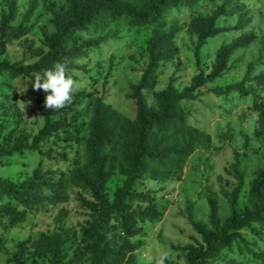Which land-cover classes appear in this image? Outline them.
<instances>
[{"label": "rangeland", "instance_id": "374dc122", "mask_svg": "<svg viewBox=\"0 0 264 264\" xmlns=\"http://www.w3.org/2000/svg\"><path fill=\"white\" fill-rule=\"evenodd\" d=\"M224 4L231 14L218 20L219 27L235 26L241 14H246L249 23L243 30H229L208 39L200 51L199 68L194 53L197 37L190 29V21L197 16H207ZM65 5L66 0H0V16L11 10L14 13L10 22L12 28L32 27L19 39L8 40L0 31V60L24 65L40 60L49 50L42 28L48 33L55 31L48 9H60ZM154 28L162 32L172 28L178 30L175 35L177 54L160 64L156 87L144 91L149 105H156V93L169 83L181 90L190 85L200 70L208 75L222 45L246 33L255 35L250 45L232 54L221 78L206 82L198 90L196 100L182 102L188 125L204 133L183 167L174 169L165 180L135 182V191L148 193V197H154L166 209L159 222H138L140 234L129 239L137 246L136 264H158L165 254L168 258L164 264H189L187 252L182 247L202 242L193 222L211 227L208 199H216L222 222L231 213L229 197L237 185L232 172L235 157L244 173V187L237 203L239 211L250 205V182L255 171L264 167V140L259 132L256 109V105L264 107V87L249 86L250 92L245 95L217 94L226 85L239 83L249 64L253 65L251 77L264 74V0H200L194 6L171 8L161 22L142 27H131L123 18L99 20L69 36L65 43L71 63L65 66L66 73L78 82L73 94L92 91L95 96H102L120 115L134 119L133 87L148 64L147 39ZM35 74L38 73L17 78H12L7 71L0 74V148H17L13 154L3 157L0 181L21 184L39 175L56 181L68 176L77 164L86 162L84 142L91 118V102L82 99L60 110L48 109L45 99L50 93L34 90ZM50 111L56 112L53 120L63 127L34 148L33 136ZM124 180L118 171L113 173L107 183L108 203H113L115 191ZM63 199L57 203L38 202L29 208L12 196L0 198V206L9 204L25 213L24 221L14 225H10L9 217L0 216V237L5 240L0 250V264H55L52 252L38 250L36 245L42 234L65 236L68 232L73 236L63 246L58 264L91 263V240L85 236V231L94 226V212L85 207L86 202L93 201L91 192L68 186ZM148 204V198L131 202L133 210L143 209ZM61 210L66 211V216L59 220ZM255 226L260 230L259 235L242 229L246 242L235 241L211 264H263L257 254L264 257V229ZM107 229V237L122 241L116 221H111Z\"/></svg>", "mask_w": 264, "mask_h": 264}, {"label": "trees", "instance_id": "16d2710c", "mask_svg": "<svg viewBox=\"0 0 264 264\" xmlns=\"http://www.w3.org/2000/svg\"><path fill=\"white\" fill-rule=\"evenodd\" d=\"M200 0H66V5L60 9L49 8L52 14L53 33L42 28L44 40L49 48L48 52L38 61L24 65L0 60V74L7 71L12 78L33 73L42 74L51 69L56 63L71 66L65 50V43L72 34L83 31L91 24L109 19L118 21L126 19L131 27L149 26L161 22L168 10L181 5L194 6ZM225 10V4L207 16H197L191 19L190 29L197 37L194 50L196 63L200 68V51L207 44L208 39L229 31L243 30L249 23L246 14L239 16L238 22L231 28L219 27L218 20L222 16L230 15ZM14 18L11 10L0 16V31L2 36L9 39H19L29 33L32 27L20 25L12 28L10 22ZM11 31L8 32V29ZM177 29L172 28L162 32L158 28L152 30L147 39L148 64L138 83L133 87L132 98L136 104L134 119L120 115L112 105L106 103L102 96H95L94 92L80 91L73 94V102L88 99L92 105L88 133L84 142L86 162L77 164L64 178L56 181L43 175L17 184L15 182L0 181V198L4 195L18 199L25 206L32 208L38 202L57 203L63 201V193L68 186L81 187L91 192L93 201L86 202L85 207L94 212V226L85 231V236L91 240L90 264H136L137 246L129 239L137 236L141 228L138 222H159L166 209L148 193L135 191V182L140 179L165 180L172 171L181 169L186 158L191 155L196 144L201 140L203 132L192 129L187 123V113L181 106L185 100H196L198 90L214 79L221 78L228 68L232 54L242 47L250 45L255 40L252 33L243 34L228 44L222 45L216 54L211 72L205 75L200 70L190 85L179 90L169 83L164 89L156 93V105H149L144 95L145 90H153L157 85L158 70L163 61L172 59L177 54L175 35ZM1 44H4L3 42ZM253 65L249 64L246 74L239 83L228 84L217 94L239 93L248 94L251 86L264 87V74L251 77ZM259 112L258 127L264 140V107L256 105ZM55 111H50L44 124L33 136V147L54 135L63 125L53 120ZM264 142V141H263ZM17 148H0V165L3 157L13 154ZM118 171L125 180L114 194L113 203L107 201V183L113 173ZM232 172L237 185L229 197L230 215L221 221L219 208L215 198L208 199L210 205L209 223L211 227L193 222L194 230L202 236V242L188 244L182 249L187 252L189 264H211V262L225 248L235 241L246 242L241 230L250 229L255 235L264 229V167L255 171L250 182L249 197L251 203L242 211L237 209L239 194L244 187V173L240 169V161L235 157ZM149 204L138 210H133L131 202L146 200ZM10 218V225L23 222L25 213L15 207L4 204L0 206V216ZM66 211L61 210L58 219H64ZM116 221L120 229L122 241L107 237L106 226ZM68 232L65 236L58 233L42 234L37 243V249L50 251L55 264H58L59 254L63 246L72 238ZM5 240L0 237V250ZM257 256L264 264V257ZM18 264H24L19 262Z\"/></svg>", "mask_w": 264, "mask_h": 264}, {"label": "clouds", "instance_id": "9594fccd", "mask_svg": "<svg viewBox=\"0 0 264 264\" xmlns=\"http://www.w3.org/2000/svg\"><path fill=\"white\" fill-rule=\"evenodd\" d=\"M34 90H43L50 93L46 96L45 107L60 110L69 105L73 100V92L78 87V82L66 73V67L62 63H56L51 69L42 74H35ZM43 80V82H41ZM26 105L24 103H21ZM167 255L162 256L158 264H164Z\"/></svg>", "mask_w": 264, "mask_h": 264}]
</instances>
